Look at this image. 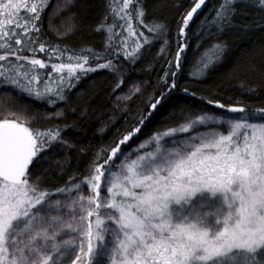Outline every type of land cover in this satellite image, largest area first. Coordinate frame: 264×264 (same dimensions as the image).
Segmentation results:
<instances>
[{"label": "snow or ice", "instance_id": "1", "mask_svg": "<svg viewBox=\"0 0 264 264\" xmlns=\"http://www.w3.org/2000/svg\"><path fill=\"white\" fill-rule=\"evenodd\" d=\"M248 2L264 12V0H219L211 18L215 38L199 53L192 79L224 58L230 45L222 37L234 26L237 4ZM50 3L0 0V86L55 107L89 73L108 70L119 89L121 58L134 64L154 40L161 41L158 56L168 49V26L146 22L140 0H106L95 28L105 34L102 51L62 47L42 31ZM75 4L57 0L48 12L49 28L61 12L69 13L62 20L74 23ZM205 4L192 0L180 17L175 56L162 76L166 91L150 104L152 110L177 88L186 30ZM134 19L151 35L138 31ZM49 66L51 71H40ZM207 102L223 111L181 112L176 126L124 151L121 146L151 116L139 113L138 124L100 149L82 178L72 174L54 189L42 186L34 170L51 158L54 145L73 147L63 134L75 123L42 129L31 123L37 117L0 105V264H264L257 259L264 255V108L249 112L242 105ZM149 145L151 150L141 151Z\"/></svg>", "mask_w": 264, "mask_h": 264}, {"label": "trees", "instance_id": "2", "mask_svg": "<svg viewBox=\"0 0 264 264\" xmlns=\"http://www.w3.org/2000/svg\"><path fill=\"white\" fill-rule=\"evenodd\" d=\"M56 2L51 0L49 9L44 13L42 31L48 40L70 49L88 46L102 51L105 34L97 32L95 28L107 11L106 0H76L72 9L75 13L74 23L62 20L69 13L61 12L52 16L55 28H49L48 12ZM140 3L145 9L143 19L146 22H161L168 26V49L163 56H158L161 41L154 40L151 45L145 46L147 51L141 50L143 55L134 64L121 58L118 63L124 82L119 89L114 90L116 77L113 73L97 70L68 90L66 102H59L53 107L47 100H37L17 93L14 88L0 86V92L12 93L10 96H0V105L11 104L16 110L37 117L31 120L34 127L43 129L75 123V127L63 134L73 147L54 145L48 149L49 153H54L51 158H45L40 167L34 170L41 175L39 183L42 186L54 189L67 183L72 174H77V179L82 178L89 162L100 149L114 145L122 134L138 124L139 113L147 115L151 112V116L146 118L141 131L121 146L124 151L136 149L154 132L176 126L181 112L195 114L200 110L223 111L208 104V100H218L225 105H242L249 112L264 108V12L251 2L236 6L238 11L233 17L234 26L228 28L222 37L227 38L230 45L224 58L210 67L200 79L194 80L190 76L199 53L212 44L216 35L215 29L211 27V18L219 0H206L186 30L188 48L181 57L182 67L177 73L178 86L166 92L157 108L152 110L150 104L161 92L166 91L162 80L164 71H169L166 61L175 56L177 24L181 15L192 6V0H140ZM133 26L151 35L135 19ZM65 32L67 34H63ZM36 56L47 59L44 53L37 52ZM40 71H51V68L49 66ZM137 87L139 91H135ZM185 88L189 91L185 92ZM58 109L63 111L60 117L54 115ZM135 154L133 151L132 158Z\"/></svg>", "mask_w": 264, "mask_h": 264}, {"label": "rangeland", "instance_id": "3", "mask_svg": "<svg viewBox=\"0 0 264 264\" xmlns=\"http://www.w3.org/2000/svg\"><path fill=\"white\" fill-rule=\"evenodd\" d=\"M151 147H152V145H149L148 148L142 149L141 151H142V152H143V151H149V150H151ZM102 194H103V193H102ZM102 259H103V258H101V260H102ZM257 259L260 260V261H262V262H264V255H258Z\"/></svg>", "mask_w": 264, "mask_h": 264}]
</instances>
